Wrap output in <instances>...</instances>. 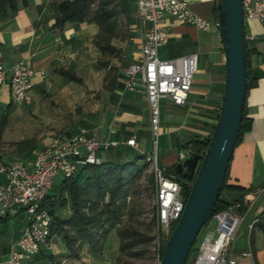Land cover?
<instances>
[{
    "label": "crops",
    "instance_id": "1",
    "mask_svg": "<svg viewBox=\"0 0 264 264\" xmlns=\"http://www.w3.org/2000/svg\"><path fill=\"white\" fill-rule=\"evenodd\" d=\"M27 1L24 5V0H18L19 10L15 15L2 17L0 14V62L10 68L15 62L25 60L36 69L30 103L14 102L10 80L0 90V123L9 104L12 105L4 136H21L23 128L33 125L34 121L45 123L68 110L81 114L79 122L72 129L43 139L33 155L52 137L69 136L81 129H87L101 140L118 141L119 145L113 148L125 150L128 147L141 150L142 154L149 153L141 149L142 139L147 143L153 141L145 88L140 82L134 90L125 84L126 67L139 61L144 32L149 26L138 17L137 0H119V21L128 25V40L125 43L113 40V45L119 49L113 56H105L95 44L98 24L67 22L57 27L53 2L58 0ZM186 1L200 17L216 20V0ZM168 24L171 30L168 42L160 48V57L170 59L198 53L199 60L187 103L176 105L167 98L161 101L157 156L166 171L180 161V153L188 145L211 137L219 118L226 80L225 52L219 29L202 30L173 17L168 18ZM245 28L247 37L255 36L247 42L250 76L256 85L248 90L245 106L251 127L237 143L228 170V183L240 185L244 190H227L235 193L234 199L244 196L243 213H246L245 219L252 216L250 225L258 217L260 223H264V23L246 19ZM107 59L110 64L105 66L101 61ZM62 69L75 73L82 82L70 80L60 72ZM42 72L46 73L45 77ZM132 136L137 137V147L126 144ZM111 149L99 151L102 161L121 162L123 158L118 152L110 159L103 158L104 152ZM17 159L21 158L0 160L11 163ZM23 227L24 221H21L6 239L0 238V264L7 258L12 242ZM52 239L34 256L31 264L47 261ZM251 257L253 263L258 264L255 255Z\"/></svg>",
    "mask_w": 264,
    "mask_h": 264
},
{
    "label": "built area",
    "instance_id": "2",
    "mask_svg": "<svg viewBox=\"0 0 264 264\" xmlns=\"http://www.w3.org/2000/svg\"><path fill=\"white\" fill-rule=\"evenodd\" d=\"M246 19H258L264 23V0H242ZM138 17L148 22L145 29L141 56L137 63L126 67V87L134 90L138 82L145 88L149 102L153 135V151L146 155L152 163L154 175L155 207L158 225L167 230L169 236L175 227L187 198L184 185L168 176L161 167L157 156L160 135L161 101L170 99L176 105H185L198 70V53L163 59L160 48L168 42L171 27L168 18L194 25L202 30L219 29L218 19H204L193 12L186 0H137ZM250 35L247 39H254ZM11 70V76L8 71ZM36 69L28 61L19 60L8 68L0 62V90L10 80L11 94L16 103H30L32 100V78ZM45 77L46 73L42 72ZM126 144L137 147V137L127 139ZM119 145L116 140H101L89 134L87 129L69 136H54L32 157L17 159L11 163L0 160V217H14L24 214V227L10 247L2 264H31L32 259L51 239V226L54 218L43 202L54 186L55 178L72 177L80 167L100 164V150H108ZM193 152L188 145L180 153V160ZM203 155V154H202ZM250 200L254 198L250 197ZM242 201L214 213L212 220L217 222L214 235L202 242L198 255L192 264H242L234 255V244L246 213L240 211ZM264 213V209L262 211ZM259 222V217L250 224L251 230ZM159 238H161L159 236ZM243 255L253 256V251ZM158 264H161L160 245ZM256 264V263H253Z\"/></svg>",
    "mask_w": 264,
    "mask_h": 264
},
{
    "label": "trees",
    "instance_id": "3",
    "mask_svg": "<svg viewBox=\"0 0 264 264\" xmlns=\"http://www.w3.org/2000/svg\"><path fill=\"white\" fill-rule=\"evenodd\" d=\"M24 5L28 4L24 0ZM56 14V26L63 27L67 22H89L99 26V32L95 37V44L106 56H113L119 49L113 45V40L122 34V26L119 21L121 4L119 0H58L53 2ZM19 10L18 0H0V14L2 17L15 15ZM216 19H217V10ZM105 66L110 64V60H103ZM70 80L82 82L75 73L62 69L60 71ZM256 83L250 76V50L248 65V90ZM11 104L7 112L3 115L0 129L3 130L7 122V116L11 110ZM251 127L250 120L246 113L238 136L237 143L242 139L243 134ZM210 137L207 140H196L192 143L193 152L204 154ZM146 158L145 154H137L134 160L118 162L114 160L102 161L100 164H90L80 167L76 175L64 177L58 186L53 188L43 202V207L48 209L54 218L51 226V238L59 236L64 239L65 245L74 258H80V251L83 244L90 247L94 253H102L104 244L113 228L122 223V218L129 213V198H131L138 181L142 177L147 167L146 163L140 161ZM173 165L166 174L184 185V194L188 197L191 180L184 177L183 173L176 170ZM225 189L244 190L240 185L228 183V173L224 188L218 198L214 213L222 211L237 201H243L244 196L234 200L223 198ZM132 199V198H131ZM133 200V199H132ZM70 206L71 214L62 217L59 210ZM244 205L240 211L244 212ZM132 213H130L131 215ZM7 220L9 217H0ZM152 224H158V215L152 217ZM207 225V224H206ZM205 225V226H206ZM264 232V223L257 222ZM254 229L251 233V244H253ZM120 240V250L123 253L138 255L134 251L136 246L150 244L155 237L149 233L138 230L136 226H125L117 230ZM197 240L192 247L187 263H191L194 252H198ZM165 244L160 246V259L164 252ZM255 255V252L253 251ZM256 258V257H255ZM194 261V259H193ZM133 264V263H130Z\"/></svg>",
    "mask_w": 264,
    "mask_h": 264
},
{
    "label": "rangeland",
    "instance_id": "4",
    "mask_svg": "<svg viewBox=\"0 0 264 264\" xmlns=\"http://www.w3.org/2000/svg\"><path fill=\"white\" fill-rule=\"evenodd\" d=\"M121 26L122 34L116 38V40L118 43H125L128 40V25L123 21ZM80 117L81 114L75 115L67 110L54 119L44 121L45 123L34 121L33 125L23 128V135L21 136H4V129H0V159L7 158L8 160H13L14 158L32 157L33 151L38 147H41L43 139L58 134L59 132H64V130L72 129L74 124L79 122ZM141 145V149L147 152H152L154 149L152 140L150 143H147L146 140L142 139ZM116 152H118L123 158L121 162L134 160L137 154H142L141 150H134L128 147L125 148V150L121 148H112L111 150L104 152L103 158L105 160L110 159ZM140 163H146L147 167L131 196L133 200L129 198V201L131 202L128 210H132L122 218V223L118 227L111 230L104 244L102 253H94L90 250L88 245L83 244L80 251L81 257L74 258L68 251L67 247H65L64 239L56 235L52 239L51 248H48L47 250L49 255L44 264H158V247L159 245L166 244L170 235H167V230L163 227H159L158 224H152V217L154 214H157L155 207L152 163L147 157L143 158ZM63 178L62 174L58 175L55 178L53 188L58 186ZM53 188L50 193L53 192ZM234 194L235 193H230L225 189L223 192V198L234 200ZM130 213L132 214L130 215ZM59 214L62 217H68L71 214L70 206L68 205L65 208L60 209ZM23 216L24 214H20L7 220L0 219V238L6 239V235H8L13 228L20 225ZM251 219L252 216H248L239 230L238 237L234 244V255L242 264H253L251 256L243 255L244 251L252 250L255 252L258 264H264V232L259 226H256L254 229L253 244H251L252 230L249 225ZM131 225L136 226L138 230L149 233L151 236L155 237L150 244L136 246L134 248V251L139 252L138 255H131V253L128 252L123 253L120 250V240L117 230L121 227ZM216 225L217 222L212 220L211 223L204 226L197 238V246L201 245L202 242L210 239L214 235ZM159 236L161 238H159ZM197 255L198 252L193 253L190 264L193 263V259H196Z\"/></svg>",
    "mask_w": 264,
    "mask_h": 264
},
{
    "label": "water",
    "instance_id": "5",
    "mask_svg": "<svg viewBox=\"0 0 264 264\" xmlns=\"http://www.w3.org/2000/svg\"><path fill=\"white\" fill-rule=\"evenodd\" d=\"M225 52L226 80L218 121L203 155L192 152L176 170L191 180L181 218L164 248L161 264H186L200 232L214 215L245 116L249 47L242 0H216Z\"/></svg>",
    "mask_w": 264,
    "mask_h": 264
}]
</instances>
